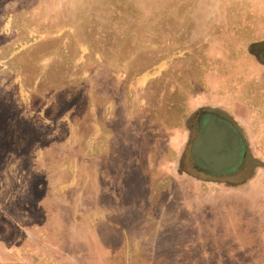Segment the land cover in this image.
<instances>
[{
	"label": "rangeland",
	"instance_id": "374dc122",
	"mask_svg": "<svg viewBox=\"0 0 264 264\" xmlns=\"http://www.w3.org/2000/svg\"><path fill=\"white\" fill-rule=\"evenodd\" d=\"M254 59L264 0H0V264H264L259 186L184 164Z\"/></svg>",
	"mask_w": 264,
	"mask_h": 264
},
{
	"label": "crops",
	"instance_id": "0c3cea01",
	"mask_svg": "<svg viewBox=\"0 0 264 264\" xmlns=\"http://www.w3.org/2000/svg\"><path fill=\"white\" fill-rule=\"evenodd\" d=\"M251 64L250 68L245 66L242 70L240 94L232 99L217 98L218 102H213L210 107H217L235 122L245 137L251 157L257 162L241 185L259 186L260 193L264 194V61L254 59ZM252 71L256 72L253 77Z\"/></svg>",
	"mask_w": 264,
	"mask_h": 264
},
{
	"label": "water",
	"instance_id": "95a60500",
	"mask_svg": "<svg viewBox=\"0 0 264 264\" xmlns=\"http://www.w3.org/2000/svg\"><path fill=\"white\" fill-rule=\"evenodd\" d=\"M263 42L251 44V48L262 45ZM218 119L214 113L199 115V128L190 140L189 153L192 158V168L196 165L211 174H221L231 171L239 161L238 136L226 123Z\"/></svg>",
	"mask_w": 264,
	"mask_h": 264
},
{
	"label": "flooded vegetation",
	"instance_id": "af4514ba",
	"mask_svg": "<svg viewBox=\"0 0 264 264\" xmlns=\"http://www.w3.org/2000/svg\"><path fill=\"white\" fill-rule=\"evenodd\" d=\"M208 107L203 106V108H199L198 110L199 112L196 115V119L194 123L192 124L191 127H189L191 134L188 133L189 135L186 137L187 142H185V145L187 146V153L184 155V164L187 165L188 162L189 164L192 162V158L189 153V146H190V140L193 138L196 131L201 129L199 128V115L200 114L209 115L210 112L214 113L218 116L217 120L228 124L237 134L238 144H239L238 154L240 158H239L238 164L231 171H226L221 174H211L209 173L208 170L196 165V168H197L196 172L202 177L209 178V179H215L219 182V184L221 183L226 184L228 187L239 186L242 183V179L246 178L245 176L248 173V171L252 168L253 165H256L257 162L251 157L248 151L245 137L243 136L242 132L240 131L238 126L235 124V122H233L225 113L218 110L217 108H214V107L208 108ZM190 166H192V164H190Z\"/></svg>",
	"mask_w": 264,
	"mask_h": 264
}]
</instances>
